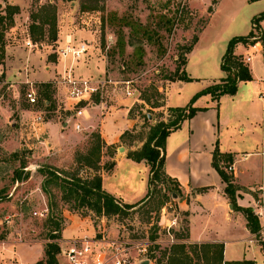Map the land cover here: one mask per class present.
<instances>
[{
  "label": "rangeland",
  "instance_id": "obj_1",
  "mask_svg": "<svg viewBox=\"0 0 264 264\" xmlns=\"http://www.w3.org/2000/svg\"><path fill=\"white\" fill-rule=\"evenodd\" d=\"M219 2L0 0V14H6L8 6L18 8L13 15V24L5 32L6 59L1 64L3 67H0V264H34L36 260L44 259V249L51 229L49 217L59 220L63 229L78 220L77 216L88 217L95 225L106 228L105 234L109 239L127 245L132 258L135 257L132 244L135 246L149 242L150 248L155 251L153 256L156 255L157 264L164 257L165 250L172 245L192 242L189 235L187 238L182 237L188 234V212L180 211L177 206L180 197L189 198L190 194L186 196L182 189L176 192V182L171 179L165 178L154 183L151 186V198L129 196L130 201L139 199V203L135 202L138 204L125 213L98 215L87 207H74V201H65L59 187L51 186L53 196H48L43 190L45 177L40 168H57L68 174L78 173L83 178L95 174L94 170L80 166L76 161L89 151L99 128H85L82 131L76 129V122H73L75 100L69 98V86L64 82V78L70 74L74 77L119 81L121 92L119 105H116L118 109L124 107L123 99L129 96L132 101L136 99L130 116L137 118L138 122L128 131L124 141L130 147H135L134 150L140 149L147 142L151 127L160 121H168L169 110L164 107L168 87L172 82L183 81L178 77L180 74L175 73L179 56L184 52L182 48L189 46L195 36L199 38ZM44 6L55 9L57 38L52 40L49 26L46 25L43 39L35 41L31 37L30 25L35 15L44 13ZM262 11L264 2L221 1L200 46L205 58L203 62L196 60L191 65L194 72L206 73L201 70L204 65L210 76L188 85L185 95L195 86H208V82L213 79L211 77L215 75L214 66L218 62L219 53L227 46V39L234 34L248 32L252 18ZM167 18L171 19V23L165 22ZM130 23H135L138 28L139 24L144 26L142 29L147 28L152 39H144L141 30L136 33ZM132 35L143 38V42L130 44ZM67 38H71L70 45L74 48L79 49L84 45L86 51L80 57H75L73 52L63 54L68 45ZM119 39L125 42L123 50L118 45ZM138 46L144 48L142 58L135 54ZM82 67L91 70L89 75L81 74L78 69ZM45 83L51 85L48 98L45 97L48 90ZM215 83L209 82V85ZM32 91L35 92L36 103H31L27 97V93ZM107 101L110 103L111 99ZM176 102L184 101L176 100L174 95L172 103ZM156 104L163 105L154 107ZM37 116H42L40 122H35ZM68 120L71 123L69 128L64 126ZM51 124L57 126L53 128ZM243 124L246 126L245 122ZM220 131L223 146L232 145L234 141L244 147L251 145L249 133L239 132L238 126L228 125L226 128L222 125ZM216 146L221 148L218 138ZM159 149L162 150V147ZM258 151H262L261 145ZM110 153L107 147H103L99 161L101 169L97 173L109 171L107 167L112 161ZM233 162L221 161L220 165L232 175L233 171L229 167ZM243 167L250 171L244 177L246 180L264 179L261 157L248 158L243 162ZM201 171L208 173L206 169ZM220 179L219 175L209 178L215 184ZM234 185L236 187V183ZM237 191L236 187L235 194ZM257 200L264 204L263 197L258 196ZM212 201L208 199L212 223L218 228L227 227L228 222L222 211L220 208L213 209ZM174 217H177L178 222L171 229L172 237L164 226ZM161 218L162 226L157 223ZM98 226L96 234L99 232ZM61 239L62 235L57 242L62 248ZM57 258L59 262L64 261L60 253Z\"/></svg>",
  "mask_w": 264,
  "mask_h": 264
},
{
  "label": "crops",
  "instance_id": "obj_2",
  "mask_svg": "<svg viewBox=\"0 0 264 264\" xmlns=\"http://www.w3.org/2000/svg\"><path fill=\"white\" fill-rule=\"evenodd\" d=\"M221 1L210 21L218 12ZM257 1L264 2V0ZM210 21L200 34L193 50L187 55V63L184 66V70L194 80L170 84L164 105L167 110L170 107L184 106V103L190 101L195 93L206 87L195 86L196 88L185 95L188 85L210 76L204 65H202L201 70L206 73L194 72L191 68L196 60L203 62L205 58L200 46ZM252 26L251 24L248 32L243 31V33L234 34V36L248 34L252 30ZM261 27L264 33V20L261 21ZM232 38L227 39V46ZM227 46L219 53L218 62L214 66L215 78L207 79L210 80V83L219 82L227 77V72L221 68L222 56ZM235 54H251L252 57L247 64L251 69L253 79L241 82L235 95H223L218 102L213 100L210 94L202 95L197 99L194 105L202 108V110L197 111L191 119L185 120L181 127L171 132L166 139L165 171L179 183L186 196L190 194L189 198L180 197L177 201L179 210L188 212L190 241L193 243H223L225 262L250 260L253 264H264V243L258 238V235L250 231L243 212L234 208L231 199L225 192L226 183L212 165L213 152L218 138L221 146L220 152L232 153L234 156L232 175L238 189L236 194L237 206L252 207L256 204L257 197H261L260 192L256 189L264 185V179L246 180L244 177L250 171L244 169L243 162L254 156L261 157L264 173V47L261 42L255 48L251 44L246 45L240 42L235 46ZM0 67L3 66L0 64ZM78 70H81V74L84 75H89L88 73L91 71L83 69V67ZM183 91L184 94H182ZM120 92L119 89L111 90L107 98L111 99V102L108 103L109 100L107 101L106 110L102 111L98 107L86 106L85 115L78 119L74 118L73 122L79 121L86 129L90 130L98 126L102 140L107 145L116 146L114 156H110V159L116 162L114 168L108 172L100 171L103 189L126 203H135L139 199L130 201L129 196H146L149 191L150 166L145 161L138 162L128 157L129 151L134 150L135 147H130L122 139V135L138 122L137 118L130 116V110L136 99L132 101L130 96L123 99L125 105L118 109ZM174 95H176V100H183L184 102L172 103ZM115 107L116 109H114ZM168 114L170 115L171 112L169 111ZM69 121L64 122V126L67 128L71 124ZM244 122L246 126L243 124ZM52 125L53 128L57 126V124H51V127ZM222 125H225L226 128L228 125L238 126L239 132H248L252 139L250 147H244L235 141L232 145L223 146L220 137ZM76 139L79 141V136ZM241 142H245V140ZM260 145L262 151H258ZM121 146L125 148L123 152L119 150ZM201 169H206L208 173L202 172ZM213 175H219L221 181L216 184L210 181L209 178ZM210 198L213 200V209L220 208L222 211L225 220L228 222L227 227L218 228L212 223V211L208 206L210 204L208 199ZM231 204L233 205L232 208L230 207ZM77 219L62 230V246H65L73 238L96 234L98 225H95L92 219L80 216H77ZM101 223L103 225L104 217H102ZM36 262L37 260L34 264Z\"/></svg>",
  "mask_w": 264,
  "mask_h": 264
},
{
  "label": "trees",
  "instance_id": "obj_3",
  "mask_svg": "<svg viewBox=\"0 0 264 264\" xmlns=\"http://www.w3.org/2000/svg\"><path fill=\"white\" fill-rule=\"evenodd\" d=\"M7 9L8 10L6 14H0V64H4L6 59L5 32L8 26L13 24V15L18 10L17 7L13 6H8ZM42 10L44 13L42 15H35L34 22L30 25L31 37L35 41L43 39L45 35V26L48 25L52 40H56L57 18L55 9L52 6H44ZM262 20H264V11L252 18L253 26L252 30L248 34L234 36L229 41L226 51L222 56L221 62V68L227 72L226 78L215 84H210L204 89L195 93L187 105L182 107H170L169 111L171 114L169 115L168 121L163 120L153 125L151 127L147 142L140 149L129 151V158L138 162L145 161L150 166V176L148 181L149 191L144 197L145 199L151 198V186L165 178L176 182V192L180 191L181 188L179 183L170 177L165 171L166 139L171 132L179 129L185 120L191 119L197 113V111L202 110V108L196 107L194 105L197 99L202 95L210 94L212 99L218 102L223 95H235L241 82H246L253 79L251 69L249 65L243 61V56L235 54V46L240 42L244 44H254L256 42H261L264 47V33L262 32L261 27ZM165 22L171 23V19L167 18ZM129 25L136 31V33H140L139 30H141L142 35L145 37L144 39H152L150 31L147 28L142 29L144 26L141 24L138 25L140 28H138L135 23H130ZM258 31H260V33ZM144 39L132 35L130 37L129 43L134 45L135 43L143 42ZM198 39V36H195L189 46H184L182 48L184 52H182L179 56L180 61L175 71L176 75L180 74L178 75L180 80L187 82L194 80L187 74V72L184 70V67L181 70V66L186 65L188 59L187 55L193 50ZM118 45L121 46L123 50L125 46L124 40L119 39ZM135 54L142 58L144 54L143 46H138L135 49ZM44 85L48 88V92H45V97L48 98L50 92L49 88L51 85L50 83H45ZM162 105L163 104H156L154 107H160ZM128 131L130 130H127L122 135L123 140H125V136L127 135ZM103 147H107V149L111 151V157L114 156L116 146L107 145L98 133L94 141L91 143L89 151L76 159L80 166L82 165L83 167H87L88 169L95 171V174L88 178H83L79 176L78 173L68 174L57 168L42 166L40 171L45 177L43 181V190L45 193L48 194V196H53L51 186L59 187L62 191V197L65 201H74V207H87L98 215L122 214L125 213L127 209L135 207L139 202L134 204H123L114 195L103 189L102 176L101 174L97 173L101 169L99 166V161ZM160 147H162V150L159 149ZM221 161L232 163L233 157L231 153L220 152L219 147L216 146L213 152L212 165L226 183L225 192L231 199L234 208L242 211L245 215L247 226L250 231L253 233H258L260 229L258 218L255 216L251 208L237 206L235 199L236 187L234 185V176L226 172L221 167ZM115 164V161H111L108 164L107 170L111 171ZM173 195L177 196L176 193ZM1 199L2 196H0V200ZM48 220L51 229L48 234L49 241L47 242L44 249L45 258L38 260L35 264H59L57 255L59 254L61 247L57 242V239L61 238L63 227L61 222L57 219L55 220L53 217H49ZM187 236L188 234L182 237L187 238ZM223 251V243H180L177 245H172L170 249L165 250L164 257L160 258L159 264H253V262L250 260L225 262L223 258Z\"/></svg>",
  "mask_w": 264,
  "mask_h": 264
},
{
  "label": "built area",
  "instance_id": "obj_4",
  "mask_svg": "<svg viewBox=\"0 0 264 264\" xmlns=\"http://www.w3.org/2000/svg\"><path fill=\"white\" fill-rule=\"evenodd\" d=\"M71 42V38H67L68 45L63 54L73 52L75 57H80L86 51V47L82 45L77 49L70 45ZM257 44L259 42L251 44V46L255 48ZM251 57V54H248L242 59L247 63ZM64 82L69 86V98L75 100L73 110L75 111L74 118L76 119L85 115L86 106L98 107L102 111L106 110L107 98L111 90L121 89L118 86L119 81L106 78L74 77L70 74L64 78ZM27 97L31 103L37 102L34 91L27 93ZM41 120L42 116L35 118V122H40ZM75 127L79 131L85 129L84 125L79 121H76ZM229 170L234 171L233 165L229 167ZM256 190L264 198V185L257 187ZM252 210L260 223V229L257 233L258 238L264 243V204L261 203V200L256 201V204L252 206ZM42 215H45V213H42ZM177 222V217H174L172 220L170 219L169 224L164 226L172 237L171 229L174 225H177ZM157 223L162 226V218ZM105 232L106 228L99 226V234L69 240L59 252L64 260L59 262V264H142L144 260H149V264H157V258L153 256L155 251L150 248L149 242L139 243L135 246L132 244V248H135V257L132 258L127 250V245L120 241H112L106 236ZM174 241L173 239L172 242Z\"/></svg>",
  "mask_w": 264,
  "mask_h": 264
},
{
  "label": "water",
  "instance_id": "obj_5",
  "mask_svg": "<svg viewBox=\"0 0 264 264\" xmlns=\"http://www.w3.org/2000/svg\"><path fill=\"white\" fill-rule=\"evenodd\" d=\"M151 117V115H149V118ZM124 147L123 146H121V147H119V150L120 151H124ZM174 196H176V195H174ZM230 207L232 208L233 207V205L231 204L230 205ZM142 264H149V260H144L143 262H142Z\"/></svg>",
  "mask_w": 264,
  "mask_h": 264
}]
</instances>
